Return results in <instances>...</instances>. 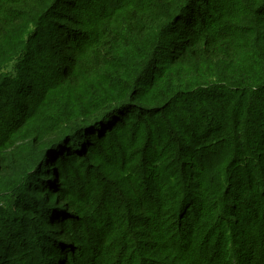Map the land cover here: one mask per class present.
<instances>
[{
  "label": "trees",
  "instance_id": "obj_1",
  "mask_svg": "<svg viewBox=\"0 0 264 264\" xmlns=\"http://www.w3.org/2000/svg\"><path fill=\"white\" fill-rule=\"evenodd\" d=\"M0 264H264V0H0Z\"/></svg>",
  "mask_w": 264,
  "mask_h": 264
},
{
  "label": "rangeland",
  "instance_id": "obj_2",
  "mask_svg": "<svg viewBox=\"0 0 264 264\" xmlns=\"http://www.w3.org/2000/svg\"><path fill=\"white\" fill-rule=\"evenodd\" d=\"M46 108H47V106H46ZM48 109V108H47Z\"/></svg>",
  "mask_w": 264,
  "mask_h": 264
}]
</instances>
